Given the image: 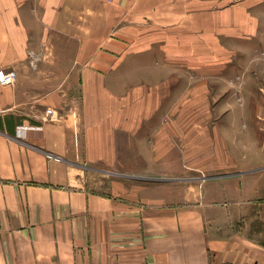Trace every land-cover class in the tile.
<instances>
[{
  "label": "crops",
  "instance_id": "0c3cea01",
  "mask_svg": "<svg viewBox=\"0 0 264 264\" xmlns=\"http://www.w3.org/2000/svg\"><path fill=\"white\" fill-rule=\"evenodd\" d=\"M261 52L264 0H0V69L17 73L0 84V264H264V168L123 177L140 157L202 169L174 160L172 136L193 135L172 124L201 111L172 84L240 58L251 74ZM101 169L126 182L95 189Z\"/></svg>",
  "mask_w": 264,
  "mask_h": 264
},
{
  "label": "rangeland",
  "instance_id": "374dc122",
  "mask_svg": "<svg viewBox=\"0 0 264 264\" xmlns=\"http://www.w3.org/2000/svg\"><path fill=\"white\" fill-rule=\"evenodd\" d=\"M259 60L264 61V52L257 59H252L255 69L251 70V74L244 73L243 59L240 58L236 59L234 74H230L232 69L228 73L224 69L214 76L191 73L186 79V87H183L182 81L180 84H172V94L175 97H194L197 100L195 107L201 111L195 122L193 117L192 120L172 124L175 131L178 129L180 133L193 135L190 139L172 136L176 156L174 160L181 157L183 164L186 163L184 154L187 153V160L195 161L202 169L159 170L150 167V163L140 157L139 167L125 171L123 177H137V186H151L160 181L157 179H164L166 184H171V179L173 183H182L186 177L194 176V173L199 181H203L216 175L264 168V89L259 90L262 85L259 79L264 78V64ZM255 110L257 114L253 115ZM157 126L158 123H150L149 128ZM174 130L169 133H174ZM145 141L146 143L140 141V150L152 146L150 139ZM120 172L115 169L92 171L94 188L111 190L114 182L125 183Z\"/></svg>",
  "mask_w": 264,
  "mask_h": 264
},
{
  "label": "built area",
  "instance_id": "2783aa9c",
  "mask_svg": "<svg viewBox=\"0 0 264 264\" xmlns=\"http://www.w3.org/2000/svg\"><path fill=\"white\" fill-rule=\"evenodd\" d=\"M17 73L15 70L0 69V84L1 85H12L16 82ZM47 114L51 118H54V110L51 108L47 109Z\"/></svg>",
  "mask_w": 264,
  "mask_h": 264
}]
</instances>
